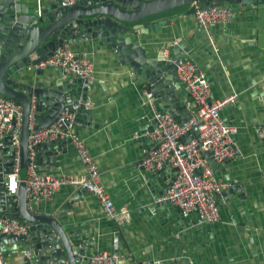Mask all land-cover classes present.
<instances>
[{"label":"crops","instance_id":"0c3cea01","mask_svg":"<svg viewBox=\"0 0 264 264\" xmlns=\"http://www.w3.org/2000/svg\"><path fill=\"white\" fill-rule=\"evenodd\" d=\"M231 8L236 12L233 22L215 26L211 39L199 30L194 14L186 13L175 14L168 26L150 34L131 33L148 58L184 43V55L207 75L215 100L237 95V103L221 113L238 130L235 157L215 171L230 184L228 191L237 185L241 192L218 197L221 220L213 225L197 223L173 205L158 202L170 188L174 169L147 172L141 166L157 146L143 137L153 128L152 110L143 96L145 80L121 65L116 51L100 40L71 45L92 55L95 76L87 92L93 114L78 119L76 132L94 157L115 206L129 208L132 216L128 223L111 221L94 196L74 185H64L52 201L36 204L32 212L54 216L71 240L87 245L86 257L117 248L122 264H264V5ZM63 80L58 70L37 73L32 68L15 79L33 88ZM174 92L172 114L184 125L192 111L190 95L182 84ZM158 105L163 109L159 99ZM38 158L42 173L86 175L71 142L58 147L55 159L49 149H40ZM27 173L21 169L20 183ZM0 247L6 264L28 263L23 249L16 253L10 242H0Z\"/></svg>","mask_w":264,"mask_h":264},{"label":"water","instance_id":"95a60500","mask_svg":"<svg viewBox=\"0 0 264 264\" xmlns=\"http://www.w3.org/2000/svg\"><path fill=\"white\" fill-rule=\"evenodd\" d=\"M195 1L202 7L264 5V0H83L67 8L59 2L43 5L39 0H0V95L23 107L22 169L28 168L29 117L33 106L37 124L34 131L39 132L81 99L85 104L88 90L80 80L73 79L58 81L52 87L33 88L15 81L21 72L46 61L63 45L100 40L116 51L121 65L129 66L140 80H145L162 102L163 110L172 113L174 91L179 86L177 68L188 58L183 53L185 44L170 47L169 52L175 55L172 58L178 59L176 64H171L164 61L163 53L148 58L145 48L135 42L131 33L147 35L168 26L177 13L194 14ZM84 104L78 119L93 114ZM68 142L57 140L41 144L37 149H49L55 159L58 147ZM13 153L8 138L5 148H0V216L24 221L29 231L21 237L1 235L0 242L15 245L16 253L23 249L30 264H89L86 244L77 245L71 240L54 216L38 215L28 209L26 182L19 185L18 204H12L6 183ZM210 164L219 166L213 158ZM174 181L175 177L168 187ZM240 188L234 185L223 195L240 194Z\"/></svg>","mask_w":264,"mask_h":264},{"label":"built area","instance_id":"2783aa9c","mask_svg":"<svg viewBox=\"0 0 264 264\" xmlns=\"http://www.w3.org/2000/svg\"><path fill=\"white\" fill-rule=\"evenodd\" d=\"M54 1L72 8L83 0ZM192 8L199 30L210 39L215 26L232 23L236 15L235 10L229 6L202 7L198 1L192 3ZM168 51L163 52L164 61L176 64L178 59L172 58ZM32 69L43 72L48 69L58 70L64 79L80 80L87 90L95 83L92 55L76 52L69 44L59 47L49 59ZM177 79L179 86H185L190 95L192 118L186 124H180L172 113L159 107L158 99L145 85L143 96L152 110L153 128L144 133L143 137L157 146L143 159L141 166L147 172L162 171L166 166L174 169L175 181L158 202L173 205L183 216L195 217L197 223L213 225L221 220L218 197L228 190L230 184L217 177L210 159L213 158L215 163L222 165L235 157L234 136L238 130L236 126L227 123L221 113L235 105L238 99L237 95H231L215 100L207 75L190 60L178 66ZM82 104L83 99L64 111L50 127L39 132L34 131L37 124L33 106L29 117L28 173L25 180L28 209L33 211L36 204L52 201L64 185H74L98 200L104 217L114 222L128 223L132 211L129 208L117 209L102 182L94 157L84 139L76 132L78 112ZM84 105L88 110V103L85 102ZM22 125V105L0 95V148L4 149L6 140L11 138L14 149L11 173L6 183L14 206L19 202ZM186 137L187 141L184 140ZM57 140H66L75 146L86 169L85 177H57L39 171L38 146ZM28 231L29 226L20 219L0 217V236L21 237ZM123 261L124 257L117 248L111 252H96L89 257V264H122ZM0 264H6L1 247Z\"/></svg>","mask_w":264,"mask_h":264},{"label":"rangeland","instance_id":"374dc122","mask_svg":"<svg viewBox=\"0 0 264 264\" xmlns=\"http://www.w3.org/2000/svg\"><path fill=\"white\" fill-rule=\"evenodd\" d=\"M16 78H17V77H16ZM16 78H15V79H16Z\"/></svg>","mask_w":264,"mask_h":264}]
</instances>
